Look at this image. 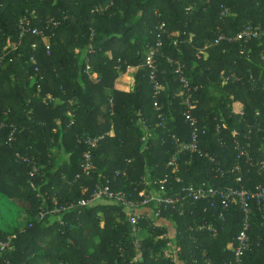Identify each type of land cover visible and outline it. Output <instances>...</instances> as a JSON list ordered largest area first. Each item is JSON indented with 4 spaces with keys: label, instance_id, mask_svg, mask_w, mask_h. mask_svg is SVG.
Segmentation results:
<instances>
[{
    "label": "trees",
    "instance_id": "1",
    "mask_svg": "<svg viewBox=\"0 0 264 264\" xmlns=\"http://www.w3.org/2000/svg\"><path fill=\"white\" fill-rule=\"evenodd\" d=\"M24 19L43 37L19 38ZM246 27L264 32V0H0V199L28 205L23 228L16 207L10 224L0 215V239L14 236L0 264H234L243 219L235 202L226 209L202 201L162 210L160 220L175 230L172 239L165 225L143 216L133 233L121 205L79 203L100 185L139 201L140 192L157 191L153 181L164 179L165 196L201 183L264 186L257 167L264 160V35L214 45L219 34ZM158 40L163 88L154 95L145 59ZM128 67L136 68L133 88L115 90ZM178 67L197 88L191 114L200 154L180 151L191 128ZM100 136L90 149L86 139ZM240 150L246 153L238 159L241 172L232 173ZM86 152L90 175L75 180ZM250 209L252 245L243 264H264L262 215L255 201ZM201 225L215 233L198 231Z\"/></svg>",
    "mask_w": 264,
    "mask_h": 264
},
{
    "label": "built area",
    "instance_id": "2",
    "mask_svg": "<svg viewBox=\"0 0 264 264\" xmlns=\"http://www.w3.org/2000/svg\"><path fill=\"white\" fill-rule=\"evenodd\" d=\"M227 10H224L221 13L223 16ZM163 25L161 26V28ZM30 34L32 36H42L41 31L36 28H32L30 22L26 19L21 21L19 26V38ZM264 35L251 27L244 28L241 32L233 35L227 36L225 34H219L214 41V45H220L222 43L232 44L234 42L247 44L253 39L260 38ZM162 46V42L160 40L157 41L154 47L148 49L146 53L145 64L149 71V80L150 83L153 84L154 95H157L160 90H162V86L157 81V64H156V56L159 52L160 47ZM35 47V45L33 46ZM89 53H93L91 47H89ZM34 63V60H32ZM90 70L89 65H86L85 73L87 74ZM37 71V69H35ZM174 74L178 76L179 83L181 88L187 93L186 105L188 106V110L184 114L185 121L189 124L191 128L190 140L187 144H183L180 147V151H188L191 153H199L198 150V129H197V120L191 114V110L194 108L191 104L192 92H195L197 88H191L188 84L187 79L182 75V70L180 67L174 70ZM91 78H95V75H92ZM154 107L158 109L157 103H154ZM12 138V134L9 139ZM103 137L98 138H87L86 144L90 149L96 148L98 145V141ZM246 153L243 150H240L239 156L237 157V162L231 169L232 173L241 172V166L238 162V159L241 156H245ZM84 163L81 166V172L75 176V180H78L82 177H88L91 172L92 163L90 160V153L86 152L83 155ZM168 166H175V158L172 157L168 163ZM257 167L261 172H264V160L257 163ZM35 168V167H34ZM31 171L30 176L32 177L35 173L36 169ZM237 182H240L241 179L238 177L236 179ZM154 185L158 186V190L151 193L140 192L139 201L129 200L126 196H124L120 192H113L110 190L108 185H100L97 187L93 193L91 200H82L79 204L82 206L89 205L94 203V201H107L110 203L121 205L125 208L126 214L128 217V222L132 226L133 233H136L138 228V220L142 218H150L151 220H158L156 225H158L162 210H179L181 211L184 206L187 204H194L196 202L206 201L209 203V207H215L216 204H220L223 209H226L230 202H235L242 211L243 219H242V229L238 233L235 238V243L233 246V254H234V264H243L244 255L251 249L252 242L248 237L247 231L249 230V222L251 218V209L250 203L252 201L256 202L258 206V210L262 215L263 225H264V186H256L251 190H236L234 188H213L210 186H206L204 183L199 185H189L187 187H182L180 191L171 192V195H164L166 189V179L160 181H153ZM85 191V190H84ZM145 208L148 210L147 213L141 212L140 209ZM145 215V216H144ZM44 217L43 214L39 216V220H42ZM220 218L223 220V214H220ZM198 231L206 230L209 233L214 234L215 231L210 226L201 225L197 228ZM14 236H8L6 239H0V258L1 255L13 250L12 240ZM136 249L139 251L140 245L138 239L135 240ZM137 261V258L134 259V262ZM209 264V261H206Z\"/></svg>",
    "mask_w": 264,
    "mask_h": 264
},
{
    "label": "crops",
    "instance_id": "3",
    "mask_svg": "<svg viewBox=\"0 0 264 264\" xmlns=\"http://www.w3.org/2000/svg\"><path fill=\"white\" fill-rule=\"evenodd\" d=\"M31 15L33 17H35L34 12H32ZM43 42L45 43L46 46H48L49 39L44 37L43 38ZM73 51L75 53L78 52L77 49H73ZM135 70H136V68H134V67H128L125 72L119 73L118 78L115 80V83H114V89L118 90V91H122V92L130 91L133 88V86H134L133 74H134ZM231 76L236 79V75L235 74H232ZM11 200H15V199H10L9 202L13 203V201H11ZM17 212H18V208H17ZM17 215H18V213H17ZM27 219H28V215H27ZM158 223L160 225H165L166 226V228L168 230V237L169 238H171V239L174 238L175 230L173 229L171 223H169V222H167L165 220L164 221L163 220H159ZM16 225H17L18 228H23L24 227V225L22 227H20V225H18V222H16ZM169 247H170L169 248L170 251L175 249L173 241L170 242Z\"/></svg>",
    "mask_w": 264,
    "mask_h": 264
},
{
    "label": "rangeland",
    "instance_id": "4",
    "mask_svg": "<svg viewBox=\"0 0 264 264\" xmlns=\"http://www.w3.org/2000/svg\"><path fill=\"white\" fill-rule=\"evenodd\" d=\"M209 94L213 97H217L218 95V91L217 89L214 88H210L209 90ZM234 109H236L234 107ZM12 202H6V200H1L0 199V215L2 214L4 216V220L5 223H11L13 221V219L15 218L14 216V211H15V207L16 209L18 208V215H17V221L18 225H20V227H22L23 225L27 224L28 219H27V212L26 210H28V205L25 202H21L17 199L15 200H11ZM94 203H98L97 201H94ZM26 213V214H25ZM42 264H49L47 261L43 262Z\"/></svg>",
    "mask_w": 264,
    "mask_h": 264
}]
</instances>
